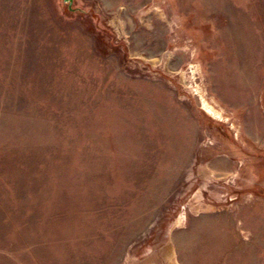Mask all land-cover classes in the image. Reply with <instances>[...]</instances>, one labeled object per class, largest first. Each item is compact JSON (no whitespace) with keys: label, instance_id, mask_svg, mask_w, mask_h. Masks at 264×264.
I'll return each instance as SVG.
<instances>
[{"label":"rangeland","instance_id":"obj_1","mask_svg":"<svg viewBox=\"0 0 264 264\" xmlns=\"http://www.w3.org/2000/svg\"><path fill=\"white\" fill-rule=\"evenodd\" d=\"M71 8L0 0V264H264V0Z\"/></svg>","mask_w":264,"mask_h":264},{"label":"bare ground","instance_id":"obj_2","mask_svg":"<svg viewBox=\"0 0 264 264\" xmlns=\"http://www.w3.org/2000/svg\"><path fill=\"white\" fill-rule=\"evenodd\" d=\"M204 108H206V110L209 112V114L211 113V114H215L216 113V110L213 108V107H211L210 105H207V104H205V107ZM171 262V261H170ZM176 262V261H175Z\"/></svg>","mask_w":264,"mask_h":264},{"label":"water","instance_id":"obj_3","mask_svg":"<svg viewBox=\"0 0 264 264\" xmlns=\"http://www.w3.org/2000/svg\"><path fill=\"white\" fill-rule=\"evenodd\" d=\"M65 3L69 4L70 9H72L73 0H64Z\"/></svg>","mask_w":264,"mask_h":264}]
</instances>
